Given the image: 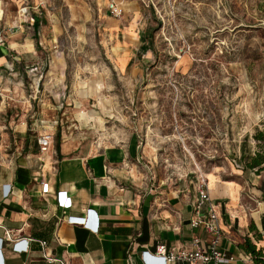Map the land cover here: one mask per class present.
<instances>
[{
	"label": "rangeland",
	"instance_id": "rangeland-1",
	"mask_svg": "<svg viewBox=\"0 0 264 264\" xmlns=\"http://www.w3.org/2000/svg\"><path fill=\"white\" fill-rule=\"evenodd\" d=\"M24 1L0 0L8 26ZM114 1L119 18L108 0H27L38 24L5 34L0 131L43 126L75 156L118 149L167 191L264 153V0Z\"/></svg>",
	"mask_w": 264,
	"mask_h": 264
},
{
	"label": "crops",
	"instance_id": "crops-1",
	"mask_svg": "<svg viewBox=\"0 0 264 264\" xmlns=\"http://www.w3.org/2000/svg\"><path fill=\"white\" fill-rule=\"evenodd\" d=\"M20 1L14 0L15 5ZM1 26L10 27L0 3ZM12 45L18 46L13 43L9 49H17ZM4 46L0 64L6 62ZM23 47L34 49L32 44ZM46 129L42 126L32 136L34 128L20 123L0 131V264H59L43 254L63 264H142L141 253L151 255L158 245L168 250L191 247L192 237L199 234L189 225L194 188L167 191L137 181L118 149L75 156L53 136L41 153L37 138ZM42 182L48 185L47 194L41 193ZM3 185L10 186L7 198L2 197ZM207 188L224 232L220 248L234 256L232 264H253L239 245L248 238L264 255V171L212 173ZM57 193L65 196L68 208L59 207ZM69 216L86 218L88 226L66 223ZM96 218L97 231L92 228ZM26 240L28 251L14 250L15 242L23 247Z\"/></svg>",
	"mask_w": 264,
	"mask_h": 264
},
{
	"label": "built area",
	"instance_id": "built-area-1",
	"mask_svg": "<svg viewBox=\"0 0 264 264\" xmlns=\"http://www.w3.org/2000/svg\"><path fill=\"white\" fill-rule=\"evenodd\" d=\"M27 0L22 2V6L17 10L15 16V24L8 27L7 30L0 29V49L5 43V34L16 33L17 31L23 32L24 25L28 24L25 28H31L34 24V15L31 14L30 8L26 5ZM107 10L111 17L119 18L122 16V8L120 4L114 0H108ZM29 17V18H28ZM28 18V19H27ZM54 133L49 130H43V132L37 138V145L41 153L46 152L53 140ZM41 193H48V185L41 183ZM10 194V186H2V197L7 198ZM196 198L193 204V215L189 221V225L192 229L197 232L204 233L207 238H202L199 234L194 235L191 240L190 248H179L168 250L164 245H158L155 248L153 254H148L144 251L141 253L142 264H152L157 261L160 264H232L235 260L234 256L227 253L225 250L220 248V242L224 237V232L219 225V214L216 211V205L212 202L208 195L207 179L201 178L197 188L195 189ZM60 197L59 207L68 208V203L65 200V196L62 193H57ZM91 213H89V218ZM66 223L70 225H81L84 227L88 226L87 219L83 217H72L69 216L66 219ZM92 228L97 231L99 229V220L96 218L95 226ZM29 241L26 240L23 247H19L21 242H15L14 250L18 252H26L29 250ZM42 249L45 247V242H39ZM44 259L48 262H58L59 260L47 257L45 254Z\"/></svg>",
	"mask_w": 264,
	"mask_h": 264
},
{
	"label": "trees",
	"instance_id": "trees-1",
	"mask_svg": "<svg viewBox=\"0 0 264 264\" xmlns=\"http://www.w3.org/2000/svg\"><path fill=\"white\" fill-rule=\"evenodd\" d=\"M35 25H37V19H35ZM254 139L257 141H264V133L257 132L254 136ZM241 162L243 170H250L258 173L264 171V153L256 152L253 156L248 158L241 157ZM210 176V174H208ZM256 239H260L259 235H255ZM239 248L249 255L253 261V264H264V255L260 250L256 249V246L250 241V239H245L242 244L239 245Z\"/></svg>",
	"mask_w": 264,
	"mask_h": 264
},
{
	"label": "bare ground",
	"instance_id": "bare-ground-1",
	"mask_svg": "<svg viewBox=\"0 0 264 264\" xmlns=\"http://www.w3.org/2000/svg\"><path fill=\"white\" fill-rule=\"evenodd\" d=\"M207 179V178H206Z\"/></svg>",
	"mask_w": 264,
	"mask_h": 264
}]
</instances>
